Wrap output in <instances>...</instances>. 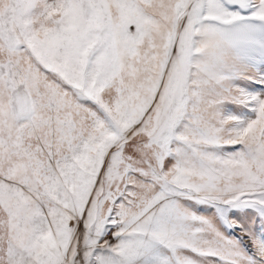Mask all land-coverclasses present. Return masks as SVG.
<instances>
[{
  "label": "snow or ice",
  "instance_id": "snow-or-ice-1",
  "mask_svg": "<svg viewBox=\"0 0 264 264\" xmlns=\"http://www.w3.org/2000/svg\"><path fill=\"white\" fill-rule=\"evenodd\" d=\"M0 264H264V0H0Z\"/></svg>",
  "mask_w": 264,
  "mask_h": 264
}]
</instances>
